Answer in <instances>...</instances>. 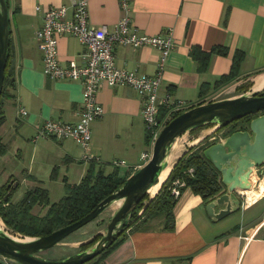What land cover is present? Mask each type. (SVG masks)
<instances>
[{
  "label": "crops",
  "instance_id": "0c3cea01",
  "mask_svg": "<svg viewBox=\"0 0 264 264\" xmlns=\"http://www.w3.org/2000/svg\"><path fill=\"white\" fill-rule=\"evenodd\" d=\"M74 1L8 0L15 85L9 97L2 101L4 123L0 126V142L5 145L8 138L15 140L9 133L12 130L14 136L17 134L19 139L31 143V151L24 144H19L21 147L17 146L16 151L20 156L30 153L26 177L32 180L30 185L37 184L40 188L39 173L33 170L37 160L47 172L51 170L49 177L67 184L74 178L76 181L71 185H77L90 164L105 174L117 167L120 177L130 176L145 164L141 157L150 154L153 145L146 144L141 98L127 86L111 87L105 83L100 84L96 95L103 114L90 126V151L99 157L98 163L82 162L83 151L70 138L33 140L47 120L75 124L79 118L82 83L47 78L35 37L42 25L44 10L65 6L70 12ZM85 1L90 24L95 28L105 26L112 31L123 16L118 0ZM128 3L129 25L140 35L171 33L173 48L164 64L158 94L173 102H183L182 112L211 102L228 89L235 91L246 82L250 83L251 91L264 89V83L256 85L258 78H264V0H129ZM217 46L225 47L227 56L212 55L206 70L200 72L191 52L195 49L208 52ZM237 51L244 56L237 77L227 86L216 87L215 82L229 73ZM113 54L118 69L145 76H155L158 71L160 54L151 47L118 44L113 47ZM57 61L63 67L70 63L81 67L88 61V51L75 36L62 35L57 39ZM19 107L25 109L26 116H18ZM206 135L199 133L189 145L195 138ZM178 143L173 146L166 178L186 151ZM179 151V156L174 158ZM115 161H123L124 165L113 166ZM105 165H109L107 172ZM260 171L261 168L254 169L251 174L257 183L252 190L255 193L239 192L238 196L245 197L239 196L242 205L233 214L212 220L206 212L210 201L205 202L185 188L173 209L171 231L163 230L160 219L135 231L129 229L123 243L96 264H264V175L260 176ZM0 179V186L7 180L8 184L17 181V188L23 182L17 180L16 174L4 175L1 170ZM2 263L8 264L4 260Z\"/></svg>",
  "mask_w": 264,
  "mask_h": 264
},
{
  "label": "water",
  "instance_id": "95a60500",
  "mask_svg": "<svg viewBox=\"0 0 264 264\" xmlns=\"http://www.w3.org/2000/svg\"><path fill=\"white\" fill-rule=\"evenodd\" d=\"M9 41V11L5 1L0 0V96L3 90ZM261 92L262 90H249L234 98L197 105L171 119L154 141L150 159L131 174L120 188L78 221L47 236L34 238L14 237L0 226V258L11 264L89 263L118 239L138 203L146 196L150 197L149 190L158 183L160 175L167 168L173 154V146L180 136L190 133L197 127L212 125L214 129L209 134L192 142L198 145L208 136L233 122L246 116L258 115L249 122L245 130L221 137L202 151L205 160L219 173L223 188L218 196L207 203L208 217L212 220H221L238 211L242 205V198L237 194L248 189V181L254 169L261 168L260 176L264 175V114L260 115L264 112V96H258ZM192 143L191 146L189 143L185 146L190 148ZM16 186L15 182L12 185L8 184L13 190ZM112 206L116 209L108 219L104 233L88 248L59 261H50L39 256V253L59 245L72 233L98 218ZM218 207L220 209L217 210Z\"/></svg>",
  "mask_w": 264,
  "mask_h": 264
},
{
  "label": "trees",
  "instance_id": "16d2710c",
  "mask_svg": "<svg viewBox=\"0 0 264 264\" xmlns=\"http://www.w3.org/2000/svg\"><path fill=\"white\" fill-rule=\"evenodd\" d=\"M8 7V0H4ZM227 49L223 46L213 47L208 52L195 49L191 52L193 59L198 63V70L205 71L212 55L227 56ZM243 53L237 51L232 57V64L229 73L222 75L216 82L215 86H227L234 81L238 75L240 64L243 60ZM15 71L12 61L11 42L9 41L8 59L4 72L3 90L0 96V126L4 123L1 106L3 98H8L9 89L15 85ZM205 84L202 85L204 90ZM250 85H241L237 88L240 93L249 91ZM258 96H264V89ZM167 110H160V118L165 117ZM181 112L174 113L167 120L166 124ZM264 114V112L260 113ZM258 115H250L235 121L227 126L223 137L239 130H245L249 122ZM212 128V125L200 126L190 132L194 137L202 130ZM222 130V129H221ZM151 136L146 131V144H151ZM213 144V143H212ZM211 145V144H210ZM209 145L199 144L187 148V150L178 158L173 165L165 181L161 184L160 189L152 198L146 196L136 206L127 226L123 229L122 235L98 257L89 263L96 264L112 251H114L125 240V233L131 229L135 231L147 225L151 221L160 219L162 228L165 231H171L174 227L173 209L177 199L171 194L172 183L179 180L184 183L185 188L190 189L194 194L201 196L205 201H211L215 196L222 192L220 175L213 166L205 160L202 151ZM6 147L0 142V156L5 153ZM192 169V173L189 170ZM136 172V171H135ZM129 177H120L119 169L114 167L112 171L105 174L100 169H95L90 164L85 176L77 185L67 186L66 195L58 202L50 204L45 189L37 187L28 190L18 203H11L14 190L7 185L0 186V219L3 224L15 234L24 237H41L47 236L62 227L72 224L90 213L96 206L107 196L114 193L120 188L125 180ZM9 193V195H8ZM34 205L47 207L44 216L38 217L30 213ZM101 236L96 235L90 242L82 244L79 248L84 250L96 242ZM0 264H3L0 261ZM88 264V263H87Z\"/></svg>",
  "mask_w": 264,
  "mask_h": 264
},
{
  "label": "built area",
  "instance_id": "2783aa9c",
  "mask_svg": "<svg viewBox=\"0 0 264 264\" xmlns=\"http://www.w3.org/2000/svg\"><path fill=\"white\" fill-rule=\"evenodd\" d=\"M129 0H118L123 16L112 31L105 26H91L85 0H75L71 11L65 6L49 7L43 11L41 27L35 33L37 48L42 56L43 74L53 80L80 81L83 86V102L79 118L75 124L47 120L37 130L33 140L37 139H72L83 151L81 161L98 163L99 157L90 151L91 130L93 121L100 118L103 108L97 101V91L101 83L114 87L127 86L141 98V116L145 130L151 136L153 144L167 120L174 113L181 112L184 103L173 102L169 97H159L164 64L173 48L171 33L166 36L140 35L129 25ZM39 9V8H37ZM75 36L88 51V61L84 66L70 63L63 67L57 61V39L62 35ZM118 44L133 48L148 46L159 52L158 71L155 76L138 75L134 71L118 69L115 66L113 47ZM166 109V115L160 118V110ZM19 117L27 112L19 107ZM150 154H143L141 160L146 163ZM113 166L124 165L123 161H115ZM192 173V169L189 170ZM185 185L179 180L172 183L171 194L178 198ZM242 198L245 196L240 194Z\"/></svg>",
  "mask_w": 264,
  "mask_h": 264
},
{
  "label": "rangeland",
  "instance_id": "374dc122",
  "mask_svg": "<svg viewBox=\"0 0 264 264\" xmlns=\"http://www.w3.org/2000/svg\"><path fill=\"white\" fill-rule=\"evenodd\" d=\"M250 85L249 82L244 83L243 85ZM10 92V89L8 90V93ZM241 91H238L237 89L235 91H230L229 89L222 92L221 94L217 95L215 94V98L212 101H219L226 97H230L232 95H239ZM3 101H5V98H3ZM12 125V124H11ZM214 128H206L200 132V134L210 133ZM226 130V129H225ZM225 130H222L221 132L217 133V135L214 136V138L208 139L209 136L206 138L208 140L204 141L205 145H210L216 141H218L219 137H223ZM10 135H12L15 140H8L5 143V153L3 155H6L3 159H0V170L3 171V174H9L13 173L16 174L17 180L23 181L22 184L15 188V193L13 194L11 203H18L23 198L25 192L29 188V190L35 189L38 187L37 184H29L32 180L28 178L27 175V169L30 161V153L27 155L24 154L22 156L19 155V151H16L17 146L21 147L19 144H24L23 147L26 149L28 148L29 151H31V143L25 140H21L18 138V135L16 134L14 136V132L11 130ZM9 135V134H8ZM193 135L190 133H185L182 136L179 137V143L184 146L187 149V146H185L189 141L191 142L193 139ZM197 138H195L196 140ZM193 140V142L195 141ZM199 145V144H198ZM2 155V156H3ZM1 157V156H0ZM144 165V164H143ZM109 165H105L104 171L107 172L109 168L107 167ZM38 174V178L42 181V188L46 190L47 192V198L50 204L58 202L64 195H66L67 192V186H70L73 184L76 180L74 178H71L70 181L68 180V183L64 181L63 183L58 180L54 179V177H49L48 174L51 173V170L47 172L46 169L42 167V162L36 161L35 167L33 169ZM55 173L53 172V175ZM262 178H260L261 180ZM1 180V179H0ZM3 180V179H2ZM8 181V180H7ZM5 181L3 185H7L9 181ZM17 182V181H15ZM1 185V186H3ZM12 185V184H10ZM257 183L253 182L252 184L248 185L247 190H255ZM17 189V190H16ZM240 196V195H239ZM241 197V196H240ZM48 206L43 207L41 205H34L31 209L30 213L34 216L42 217L47 212ZM116 209L115 206H112L105 212H103L98 218L93 220L92 222L88 223L87 225L83 226L79 230L72 233L70 236H68L65 240L62 241L59 245L50 248L49 250L43 251L39 253L40 257L45 258L46 260L50 261H59L62 260L70 255L76 254L80 251V246L82 244H85L92 240L96 235H101L104 233V229L106 227L108 219L113 214L114 210ZM2 227L5 228L10 234H12L15 237H20L21 235L15 234L11 230H9L1 221ZM0 261L3 262V260L0 258ZM8 263V262H7ZM11 264V263H8ZM92 264V263H89Z\"/></svg>",
  "mask_w": 264,
  "mask_h": 264
},
{
  "label": "bare ground",
  "instance_id": "6f19581e",
  "mask_svg": "<svg viewBox=\"0 0 264 264\" xmlns=\"http://www.w3.org/2000/svg\"><path fill=\"white\" fill-rule=\"evenodd\" d=\"M255 82V81H254ZM264 83V78H258L257 79V81H256V85H261V84H263ZM177 143H178V141H177ZM179 144V143H178ZM174 149V148H173ZM178 149V148H177ZM185 149V148H184ZM183 149V150H184ZM181 150V149H180ZM179 153H180V151L177 153V155L174 157V158H177L178 156H179ZM175 154V153H174ZM175 160V159H174ZM174 160L172 161V163H171V165L174 163ZM169 170H170V167L169 168H167L161 175H160V177H159V182L154 186V187H152L150 190H149V194H150V196L151 197H154L155 195H156V193H157V190H158V188L161 186V184L165 181V178H166V175H167V173L169 172ZM252 177H253V175H251L250 176V179H249V181L248 182H251V184L254 182L253 180H252ZM254 178V177H253ZM254 194L255 192H253L252 190H250L249 192H247V194ZM0 226L2 227V224H1V222H0ZM3 228V227H2ZM15 237V236H14ZM18 238V237H17Z\"/></svg>",
  "mask_w": 264,
  "mask_h": 264
},
{
  "label": "flooded vegetation",
  "instance_id": "af4514ba",
  "mask_svg": "<svg viewBox=\"0 0 264 264\" xmlns=\"http://www.w3.org/2000/svg\"><path fill=\"white\" fill-rule=\"evenodd\" d=\"M260 115H261V114H260ZM225 128H226V127H225ZM222 130H225V129L223 128ZM222 130H218V131H217L216 133H214L213 135H210L208 139L214 138V136L217 135V133L221 132ZM208 139H205L204 141H206V140H208ZM204 141H203L201 144H203ZM216 142H217V141H216ZM214 143H215V142H214ZM122 233H123V232H122ZM121 235H122V234H121ZM121 235H120V236H121ZM120 236H119V237H120ZM119 237H118V238H119ZM80 251H81V250H80Z\"/></svg>",
  "mask_w": 264,
  "mask_h": 264
}]
</instances>
